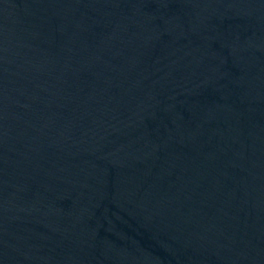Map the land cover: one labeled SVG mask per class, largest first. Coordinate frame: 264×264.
Returning <instances> with one entry per match:
<instances>
[{"label": "water", "instance_id": "water-1", "mask_svg": "<svg viewBox=\"0 0 264 264\" xmlns=\"http://www.w3.org/2000/svg\"><path fill=\"white\" fill-rule=\"evenodd\" d=\"M0 264H264V0H0Z\"/></svg>", "mask_w": 264, "mask_h": 264}]
</instances>
